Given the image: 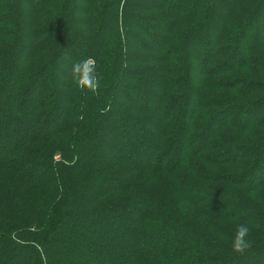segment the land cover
I'll return each instance as SVG.
<instances>
[{
	"label": "trees",
	"instance_id": "1",
	"mask_svg": "<svg viewBox=\"0 0 264 264\" xmlns=\"http://www.w3.org/2000/svg\"><path fill=\"white\" fill-rule=\"evenodd\" d=\"M0 151V264H264V0H0Z\"/></svg>",
	"mask_w": 264,
	"mask_h": 264
},
{
	"label": "rangeland",
	"instance_id": "2",
	"mask_svg": "<svg viewBox=\"0 0 264 264\" xmlns=\"http://www.w3.org/2000/svg\"><path fill=\"white\" fill-rule=\"evenodd\" d=\"M9 1V0H8ZM156 1H158V0H156ZM6 4H8V2L6 1ZM170 5V4H169ZM168 5V6H169ZM204 6L206 7V1H204ZM260 13H262V12H260ZM262 15V14H261ZM261 17V16H260ZM93 19H95V20H98L99 18H98V15H94L93 14ZM262 21V19L261 18H259V19H257V21H256V23L258 24L257 26H258V32L260 31H262V29H263V23L261 22ZM152 31V30H151ZM154 34H155V36H154V39H153V41L152 42H149V44L152 46V47H157L158 45H159V32H154ZM106 42H108V40L106 41ZM111 44V43H110ZM75 47H73V49H74ZM240 57H241V55L240 54H238V55H236V59L237 60H239L240 59ZM176 65V64H175ZM46 84L47 83H44L43 84V89L41 88V93L43 94V92H44V90L46 89L47 90V86H46ZM56 101V102H55ZM56 103H58V101H57V99H52L51 100V103H50V107L52 106V111H54V117H57V115H58V112H57V109L55 108V105H56ZM55 109H56V111H55ZM59 111V110H58ZM253 117V116H252ZM95 119H99L98 117L97 118H95ZM39 120V117H35V116H32V117H30V119H29V121L26 123V126H27V128H25V130H24V132H22V135H23V137H29L27 134H28V131H29V133H30V135L32 136V135H34V131H32V130H35V124H36V122ZM97 121V120H96ZM54 128H56V129H58V127H56L55 125H54ZM31 130V131H30ZM137 132H138V134H139V136L141 137V135H140V129L139 128H137ZM25 134V135H24ZM18 136V135H17ZM120 136L123 138V139H125L126 137H125V134L122 132V130L120 131ZM19 137H21L20 135L18 136V137H16V136H12L11 137V140L9 141V143H8V146L9 147H12V146H14V144H16V142H18V141H20L19 139ZM19 138V139H18ZM201 145H202V143H200ZM103 148H102V150L101 151H99V153H97V154H93L92 155V158L94 159V160H96V161H100V160H106L107 162H110L109 161V159L112 157V156H118L119 154H121V153H117V152H113L111 149H110V143H107V144H105V145H103L102 146ZM153 148H154V146H153ZM124 153L128 156V157H131V159L132 160H134L135 162L137 161L138 163H147L148 162V160L146 159V157L145 156H143V155H139V156H137V157H135V158H133V156L130 154V152L128 151V150H124ZM130 154V155H129ZM231 154H233V153H231ZM238 155V154H237ZM232 156V155H231ZM57 157H60V155H57ZM0 158L2 159V158H4V151H0ZM88 158V156L86 155V154H84L83 155V159H87ZM91 158V157H90ZM101 162V161H100ZM136 162V163H137ZM29 168V167H28ZM39 172V171H38ZM37 172V174H36V176H38L39 175V173ZM100 183V181H98V182H94V184L92 185V186H90V189L91 188H93V186H95V185H100L99 184ZM104 186H102V187H99V188H101V189H104V188H106V186L109 188L110 186H114V185H116V183L115 182H109V183H107V182H105L104 184H103ZM97 189V186L96 187H94L93 188V190H96ZM136 218H138V214L136 215ZM136 221V219L134 220V221H132L133 223Z\"/></svg>",
	"mask_w": 264,
	"mask_h": 264
},
{
	"label": "clouds",
	"instance_id": "3",
	"mask_svg": "<svg viewBox=\"0 0 264 264\" xmlns=\"http://www.w3.org/2000/svg\"><path fill=\"white\" fill-rule=\"evenodd\" d=\"M73 81L77 87L87 89L97 94L101 86V77L97 73L95 60L92 57L75 63L72 67ZM250 229L246 224H240L234 234L231 247L236 253H243L251 247L247 240Z\"/></svg>",
	"mask_w": 264,
	"mask_h": 264
}]
</instances>
